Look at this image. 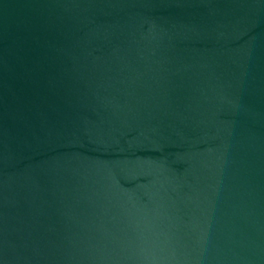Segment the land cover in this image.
<instances>
[{
  "label": "water",
  "instance_id": "obj_1",
  "mask_svg": "<svg viewBox=\"0 0 264 264\" xmlns=\"http://www.w3.org/2000/svg\"><path fill=\"white\" fill-rule=\"evenodd\" d=\"M0 264H264V0H0Z\"/></svg>",
  "mask_w": 264,
  "mask_h": 264
}]
</instances>
